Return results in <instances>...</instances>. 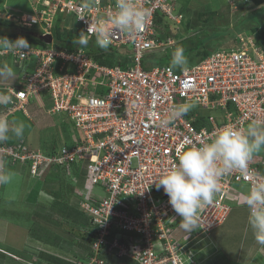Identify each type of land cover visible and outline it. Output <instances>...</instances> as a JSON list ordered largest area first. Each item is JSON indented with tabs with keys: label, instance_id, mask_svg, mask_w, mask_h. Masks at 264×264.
I'll return each instance as SVG.
<instances>
[{
	"label": "built area",
	"instance_id": "obj_1",
	"mask_svg": "<svg viewBox=\"0 0 264 264\" xmlns=\"http://www.w3.org/2000/svg\"><path fill=\"white\" fill-rule=\"evenodd\" d=\"M32 1L31 11L18 24L40 27L41 36H52L59 17L75 24L68 30L87 34L91 20L116 11L115 0ZM135 2L151 15L133 34L113 31L110 48L125 51L131 60L124 69L99 65L84 48L58 51L52 42L46 48L29 44L25 53L12 52L11 63L22 68V85L6 89L13 102L5 110L24 114L29 102L41 98L49 102L45 112L60 125L67 124L71 134L51 155L28 152L19 142L0 147V158L26 162L32 178L52 167L62 187L73 167H85L74 192L89 229H94L91 244L97 248L98 264L104 263L103 252L131 264H202L212 245L210 233L231 213L227 200L243 206L241 194L264 175V159L254 156L249 162L256 177L234 170L221 179V190L202 210L199 227L191 234L178 231L181 218L154 182L178 163L180 145L209 143L228 124L246 128L253 120L264 121V51L251 38L239 37V46L213 51L188 66L190 71H175L170 64L144 69L147 54L174 43L158 40L156 15L176 23L182 16L174 14V0ZM89 41L95 42V36ZM30 61L38 65L28 73ZM186 102L195 105L187 115L167 127L158 126L173 105Z\"/></svg>",
	"mask_w": 264,
	"mask_h": 264
},
{
	"label": "rangeland",
	"instance_id": "obj_2",
	"mask_svg": "<svg viewBox=\"0 0 264 264\" xmlns=\"http://www.w3.org/2000/svg\"><path fill=\"white\" fill-rule=\"evenodd\" d=\"M30 3L31 0L30 2L29 0H0V21H7L14 24L16 27L15 32L24 34V30L18 22L21 21V16L31 11ZM174 6V14H180L182 17L179 18L180 22L178 23L167 20L171 35L167 36L165 33L163 34H165L167 41L173 40L174 43L172 45L170 44V48L168 47L165 51H173L178 46L183 47L184 42H187L190 47L204 42L201 48L187 56L188 66L199 57L201 50L214 51L239 46V37H242L244 41L251 38L254 42V29L259 28V26L264 23V4L256 6L250 0H174ZM67 22L60 20V28L68 30L70 26L73 27L75 25L74 23L68 25ZM37 31L40 33V27ZM176 33L180 35V38L175 36ZM163 34L162 37L164 38ZM15 40L16 39L10 41ZM1 52L4 54H0V65L7 63L16 73L14 80L0 81V88L4 87L5 89L3 92H6L7 88L20 86L18 82H22V80H20L22 68H17L11 63L13 56L12 52L0 49V53ZM120 52L123 53L125 51ZM174 70L176 71L177 69L174 68ZM46 102L47 101L41 98H35L32 102L28 103V107H26V112H24V114L22 112L21 114L19 112L6 111L0 107V115L8 118L9 115L16 114L11 120L9 119V121H22L25 124L24 135L20 138L19 142H24L23 144L26 146L27 150L29 148L25 143L26 140L30 141L33 147H37L38 143L44 140V147L46 148L48 144H50L53 134L56 133L57 135L56 141L60 140L59 145L63 140L68 139V134H71L69 128H66V132L64 131L63 126L59 124L61 121L58 118L54 119L45 112L44 107ZM10 138L19 139L15 136H11V134ZM254 156L259 158L263 157L264 149L260 155L258 152ZM2 161L6 169L14 173V177L11 183L2 186V189H5V194L4 196H0V200H4V197L12 198V200L15 201L13 205L17 204L20 210L24 208L27 210L22 213L19 211L18 214L14 213L10 215L13 226L17 225L16 227L21 228V230L30 231L26 235L19 231V239L21 241L17 240L16 243L19 245L12 248L14 251L18 252V255H21L25 250V252L32 257L25 256L24 260L26 263L24 264H46L43 263V259H38L39 255L44 251L54 258H62L72 264H98L99 255L97 248L94 247L93 244H88L90 250L88 253L89 257L87 256L85 261H78L73 256V250L76 249L75 245L86 248V243L80 238L78 228L73 222L71 214L68 215L70 219L68 220V217L61 215V211L59 210L52 211L46 208V206L45 208L38 205L36 207L34 202L28 201L29 195L32 193L31 191H35L38 186H34L35 182L32 183L31 180L36 179V182L40 184L43 182L44 186H47L48 189H56L53 182L49 184L44 183L47 178L52 177L51 175L55 170L51 167L39 178L32 179L33 176L28 173L29 171L24 164L26 162ZM18 177L20 179H18ZM18 181L20 185H18ZM70 181L73 183V188L75 189L78 186V182H74L73 180ZM32 186H34V189ZM6 191L8 192L6 193ZM44 194L41 195L44 196ZM227 202L232 206L230 218L228 217L229 219L225 222L226 224L223 227H219L210 233L212 245L204 252L207 254L208 259L206 258L202 264H264V248L256 243L254 236H250L252 229L248 225V221L245 222L246 219L248 220L249 215L247 207L236 206V203L231 200H227ZM43 204L47 205L46 202ZM7 209V206L3 208L6 212ZM27 213L29 217L27 216L26 220L24 215ZM84 215L87 216L86 214ZM6 216V219H9V215L7 214ZM18 223L23 226H19ZM178 231L181 233L185 232L180 229V227ZM244 232L248 237L241 239ZM35 233H39L38 237H44L43 239H45V241L37 240ZM0 236L2 238L4 236L1 231ZM24 244L26 247H29V250L26 248L23 249ZM46 245L48 247L47 250ZM31 247H36L38 250L37 255L31 251ZM118 247L120 246H117V248ZM87 249L88 248H86V250ZM81 251L83 253L85 249L83 248ZM108 252H110V250H108ZM242 255L244 257L243 262H241ZM102 256L110 258L112 262L116 263L117 259L111 254L109 256L103 252ZM200 256L202 257L201 252L198 253L197 258ZM0 264H19V260L13 261L10 258L0 255ZM117 264L121 263L118 262Z\"/></svg>",
	"mask_w": 264,
	"mask_h": 264
},
{
	"label": "clouds",
	"instance_id": "obj_3",
	"mask_svg": "<svg viewBox=\"0 0 264 264\" xmlns=\"http://www.w3.org/2000/svg\"><path fill=\"white\" fill-rule=\"evenodd\" d=\"M115 9L106 18L91 20L87 34L81 31L73 44L79 49L86 48L91 35H94L95 45L107 51L113 42L114 30L133 34L146 24L151 15L150 9L139 7L135 0H115ZM88 10L91 11V6ZM85 17L81 16L79 19ZM0 49L25 53V50L29 51L31 48L23 37L15 41L0 37ZM171 65L185 72L190 71L183 47L175 48ZM15 76L13 68L7 63L0 65V81L14 80ZM12 102L11 95L0 92V106H7ZM194 107L193 103L188 102L173 105L167 116L160 119L158 126H169L182 119ZM24 130L25 124L22 121H9L6 116L0 115V143L8 141L10 134L22 138ZM261 149H264V121L259 120L251 121L246 128L228 124L215 134L211 142L200 146L180 145L177 149L178 163L154 182L156 190L163 189L169 198L168 203L181 218L180 229L191 234L199 227L200 213L213 204L215 195L221 190L220 181L223 177L234 170H238L242 176L256 177L254 170L249 168V162ZM13 177L14 173L0 161V186L11 183ZM45 195L51 204L52 197L46 193ZM240 203L248 209V225L256 243L264 248V175L255 178L248 191L241 194ZM48 207L49 205L46 208Z\"/></svg>",
	"mask_w": 264,
	"mask_h": 264
},
{
	"label": "trees",
	"instance_id": "obj_4",
	"mask_svg": "<svg viewBox=\"0 0 264 264\" xmlns=\"http://www.w3.org/2000/svg\"><path fill=\"white\" fill-rule=\"evenodd\" d=\"M250 1L252 3H254V5H256V6H260V5L264 4V0H250ZM60 20L61 19L59 17L57 22L55 23L53 29H52V33H51L52 34V46L54 47V49H56L58 51H65V52H69V53L76 52L78 46L74 45L73 41L75 39H77L78 33L74 30V28L72 30L71 29L65 30V29L60 28V26H59ZM155 26H156V29L159 33L158 40L165 41L166 40L165 34L167 36L171 35L170 28H168L169 24L167 23V20L164 19V17L160 16L159 14H157L155 17ZM22 28H23L25 33L24 34H18L15 32L16 27L14 24L9 23L7 21H3V22L0 21V37H7L9 40H13V39H17L19 37H23L28 41L29 44H32L35 47L46 48L49 46V45H47L44 42L39 40L38 37L40 36V33L37 31V29H38L37 26H33L30 28H27V27H22ZM163 33H165V34H163ZM162 34H163L164 38L162 37ZM175 36L177 38L178 37L180 38V35L178 33H176ZM202 43H204V42H202ZM202 43L200 42L199 44L195 45L194 47H190L187 44V42H184L183 48L185 50V56L187 57L189 54H191L194 51H197L199 48H201ZM254 43L258 48H260L261 50L264 51V23H262L261 26H259V28L254 29ZM84 49H85L86 53L93 59V61L97 62L99 65H102V66L120 67V68L124 69V68L128 67L129 64L131 63V60L128 59L129 55L126 52L122 53V52L116 51L110 47L107 51H105V50L97 47L95 45V42H93V41H89V45ZM173 51L167 50L164 52L161 50H156V51H153L152 53L147 54L142 60L143 68L149 69L152 66H162L165 64L171 65V59H172ZM212 52H213V50H201L199 57L196 60H194L192 64H195L199 60L209 56ZM28 64H30V65L26 69H27L28 73H31L32 71H34L33 68L38 65V62L30 61ZM18 84H20V86L22 85V83H20V82H18ZM46 106H48L47 103H46ZM0 107H2L5 110L4 106H0ZM15 115L16 114L9 115L8 119L11 120V118ZM61 126H63L65 132H66V128H69L67 124H63ZM56 136H57L56 133L51 136L50 144H48V147H46L47 149L44 147V142H45L44 140L39 142L37 147L31 146L30 141L26 140L25 143L27 144V146L30 150L40 151L41 153H43L45 155H51L56 148H59L60 140L56 141ZM69 136H70V134H68V138H69ZM19 141H20V138L17 140L10 138L8 141H6L4 143H0V147L9 146V145H16L17 143H19ZM261 150H263V149H261ZM0 160L1 161L3 160L2 157L0 158ZM53 172L54 173L51 175L52 177L47 178L44 183L49 184V183L53 182L56 189L55 190H51L50 188L48 189L47 186H44L43 182L40 184V183L36 182V179L31 180L32 183L35 182L34 186H36V185H38V186L36 187L35 191H33V190L31 191L32 193H30V195H29L30 197H29L28 201L34 202V205H36V207L38 205L40 207L42 206V208H45V206L47 207L49 205L48 209H50L52 211L59 210V211H61V215L66 216V217H68V215L71 214V217L73 218V222L75 223V225L78 228L80 238L82 239V241H84L86 243V248H88L86 250L85 247H80V245H75L76 249L73 250L74 251L73 256L78 261H85V259L88 256V253L90 251L88 244L90 245L91 243H93L95 241L96 237L94 236V229H89V227H88L89 226L88 217H86L84 215L85 212L83 211L82 207L79 204L80 198L75 194L74 188H73V183L70 181V180H73L75 182V180H76V181L82 182V177L85 175V172H86L85 167H83V165H81L79 167H73V171L72 170L70 171L71 174L69 176L68 181L66 182L65 187H62V184L61 183L59 184V182L57 181L58 172H55V171H53ZM34 186H32L33 189H34ZM39 192H44L49 197H52V200H51L52 203L45 205V204L38 202L37 197H38ZM68 200H70V201H68ZM5 206L8 207V210L6 213L1 211V210H3L2 209L3 206L1 205V207H0V218L6 219V217H7L6 215L8 214L9 219H7V221H9L10 223H11V220H10L11 216L10 215H12L14 213L18 214L19 211H20V213H22L23 211H27L26 208H24L22 210L18 209L19 206L17 204L13 205L12 201L6 203ZM27 216L29 217L28 213L26 215H24L25 219ZM68 220H70L69 217H68ZM11 224H13V223H11ZM18 225H19V223H18ZM19 226L22 227L23 225H19ZM26 232H27V230H26ZM28 232H30V231H28ZM38 236H39V233H35V237H37V240L45 241V239H43L44 237L41 238ZM83 248L85 249V252L82 253L81 249H83ZM45 252L46 251L42 252L38 258L39 260L43 259V263H46V264H72L69 261L67 262L62 258H54L52 255H48ZM102 257L104 259L103 264H117L118 262H120L121 264L122 263L123 264H131L129 261L125 260V258H122L120 260H116V263H115V262H112V260H110V258H107L104 256H102ZM44 258H45V260H44ZM243 259H244V257L242 255L241 262H243ZM73 264H75V263H73ZM230 264H232V263H230Z\"/></svg>",
	"mask_w": 264,
	"mask_h": 264
},
{
	"label": "crops",
	"instance_id": "obj_5",
	"mask_svg": "<svg viewBox=\"0 0 264 264\" xmlns=\"http://www.w3.org/2000/svg\"><path fill=\"white\" fill-rule=\"evenodd\" d=\"M261 152H263V150H261L260 152H259V155L261 154ZM264 159V156L263 157H261V159ZM18 179H20L19 177H18ZM22 180V179H21ZM18 185H20V183H19V181H18ZM3 187L2 186H0V196L2 195V196H4V194H5V189H2ZM8 191H6V193H7ZM41 194H44L43 192H39V194H38V197H37V199H38V202L40 201L42 204L43 203H45L46 202V204H48V203H50V199L44 194V196L43 195H41ZM13 202V203H15V201L14 200H12V198H6V197H4V200L3 199H1L0 200V207H1V205L3 206V208L5 207V204L6 203H8V202ZM47 201H49V202H47ZM2 208V209H3ZM8 210V209H7ZM3 212L4 213H6V211L5 210H3ZM231 214V213H230ZM229 218H230V215H229ZM228 218V219H229ZM228 219H227V221H228ZM226 221V222H227ZM244 221V220H243ZM248 220L246 219L245 220V222H247ZM0 222H2V223H0V231L1 232H3V238L0 236V251H2L4 254H2L1 252H0V255H2V256H4V257H7V258H10V259H12L13 261H18L19 260V264H24V263H26L25 262V260H24V257L25 256H27V257H30V258H32L31 256H29V254L28 253H26L25 252V250L21 253V255H18L17 253L18 252H16V251H14L12 248L13 247H15V246H18L19 244L18 243H16V241L17 240H19V241H21L19 238V231L20 232H22L24 235H26L27 234V232H26V230H21V228H18V227H16V226H13V224H11L9 221H7V219H1L0 218ZM226 223H224L223 224V226L225 225ZM223 226H221V227H223ZM250 236H254L253 235V232L251 231L250 232ZM246 237H248V235L244 232L243 233V235L241 236V239H243V238H246ZM12 240V241H11ZM248 241H249V238H248ZM24 248H26V249H28L29 250V247H26V245L24 244V246H23V249ZM48 249V247H47V245H46V250ZM31 251H33V253L34 254H36L37 255V252H38V250L36 249V247L34 248V247H31ZM34 254H33V256H34ZM23 255V256H22ZM33 258H35V257H33ZM28 264V263H27Z\"/></svg>",
	"mask_w": 264,
	"mask_h": 264
},
{
	"label": "water",
	"instance_id": "obj_6",
	"mask_svg": "<svg viewBox=\"0 0 264 264\" xmlns=\"http://www.w3.org/2000/svg\"><path fill=\"white\" fill-rule=\"evenodd\" d=\"M40 41L44 42L45 44H50L52 42V36L51 35H45V36H39L38 37Z\"/></svg>",
	"mask_w": 264,
	"mask_h": 264
}]
</instances>
